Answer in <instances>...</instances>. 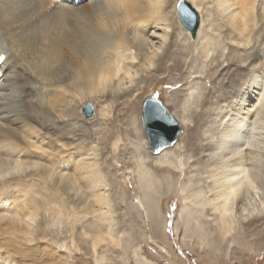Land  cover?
<instances>
[{
    "label": "bare ground",
    "instance_id": "obj_1",
    "mask_svg": "<svg viewBox=\"0 0 264 264\" xmlns=\"http://www.w3.org/2000/svg\"><path fill=\"white\" fill-rule=\"evenodd\" d=\"M86 1L88 5L112 7L117 18L100 22L97 27L82 21L77 11L84 0H0V264H70L67 253L63 256L53 247L50 217L54 215L52 203L59 186L73 187L77 181L82 182L78 185L82 192L93 189L96 206L82 215L89 219L87 226L92 233L87 236L79 232L78 239L93 254L105 241L118 244L107 216L108 180L94 152L96 146L68 122L74 112L72 104L103 97L127 103L139 98L143 79L138 76L144 72L164 75L169 69L181 71L187 63L184 57L190 53V60L199 55L210 58L212 64L217 59L214 68H218L224 61L229 62L225 49L227 54L235 52L238 68L233 72L241 70L244 78L234 92H223V96L232 95V104L214 108L212 115L208 113L212 117L208 121L205 113L197 114L200 124L193 125L187 123L185 108L178 122L188 130L197 131L199 126L204 135L200 137L198 132L204 141L207 177L205 169L202 173L208 180L211 198L201 199L200 205H209L214 215L211 222L222 239L230 235L232 242L238 236L242 244L249 235L243 221L264 210V195L260 196L255 184V167L264 148L260 140L264 138V0H185L198 15L195 35L188 29L191 22L180 18L181 0ZM175 9L177 19L170 14ZM150 38L157 39V45H150ZM219 42L224 47L217 53L214 45ZM220 57L224 59L220 61ZM231 72L229 68L222 72L223 82L225 78L230 82ZM190 74L197 77L196 71ZM153 92L142 101L140 112L149 148L152 137L148 139L147 129L160 127L163 118ZM192 95L190 90L187 98ZM101 112L99 115L104 117L106 112ZM172 117L175 123L169 120L161 135L175 139L157 151L151 149L154 154L163 150L151 157L156 174L152 172L151 177V169L147 171L142 162L136 170L147 213L152 215L158 211L156 200L150 199L152 185L163 181L169 187L174 174L179 176L189 167L190 159L178 156V149L185 148L183 143H176L179 123ZM159 139L161 136L154 134L151 143L158 144ZM184 139L191 143L189 134ZM118 141L112 142L115 149ZM172 145V150H164ZM184 187H180L181 193ZM244 200L257 203H242L238 208ZM136 202L143 204L139 198ZM185 216L190 220L188 209ZM152 223L157 226L153 217ZM69 241L76 245L72 239ZM62 246L67 247L64 241ZM133 254H137V248ZM137 264L150 263L142 258Z\"/></svg>",
    "mask_w": 264,
    "mask_h": 264
},
{
    "label": "rangeland",
    "instance_id": "obj_2",
    "mask_svg": "<svg viewBox=\"0 0 264 264\" xmlns=\"http://www.w3.org/2000/svg\"><path fill=\"white\" fill-rule=\"evenodd\" d=\"M86 3V0L83 5L80 3V11L77 12L80 13L82 21L90 22L94 27H97L100 22L106 23L117 18L114 14L116 11L111 10L112 7L107 8L104 4L102 6L106 8H103L101 5L93 6ZM172 12L170 14L177 19L176 9ZM112 16L114 17L111 18ZM177 24L181 27L178 22ZM149 41L150 45L158 43L155 38H150ZM214 46V52L223 51L224 44L221 42ZM223 52L230 56L229 62L224 61L222 65L219 64L218 68H214L217 59H214L211 64L210 58L204 59L198 55L197 58L193 57L195 58L193 63V60H190L192 54L190 53L188 57H184L187 63L183 65L181 71L169 69L164 75L156 71L144 72L138 76L143 79L140 83L142 90H140L139 98L127 103L123 99L114 101L112 98L103 97L94 102L86 100L82 104H75V102L72 104L74 112L68 118V122H71L75 129H81V134L86 137V141L96 146L94 152L100 158L103 174L108 180L105 187L107 196L105 200L110 207L107 216H110L115 235L113 236L116 240L119 239V243L113 244L105 241L97 247L95 254L87 250L83 240H79L77 235L79 232L87 236L92 233L90 227L87 226L89 219H83L82 215L96 209L92 199L94 191L89 189L82 192L78 189V185L82 183L80 181L75 182L73 187L69 184V187L59 186L54 203H52L55 209L54 215L50 217L52 229H49V233L54 241L51 240L53 247L59 249L58 253L63 256L67 253L70 264H137L142 258L147 259L150 264H264V210L261 215L249 216L243 221V226L249 235L247 240L242 241V244L238 236V240L234 239L233 243L230 242V235L224 239L221 238L217 228L215 229L211 222L214 215L209 205L202 207L199 203L205 197L211 198L208 180L204 178V176L207 177L208 170L204 159L206 158L205 152L202 149L204 141L200 138L204 135L202 131H199V126L197 131L191 127V130H188L186 125L180 124L181 121L178 122L185 108L188 114L187 123L193 125L199 123L197 114L205 113L204 119L208 121L212 118L209 115L214 113V108L219 105L232 104V95L226 93L223 96V92L228 90L234 92V89L242 86L244 78L241 70L233 72L235 68H238V63L234 59L235 52L230 51L231 54H227V49ZM223 59L224 57L219 58L220 61ZM228 68L232 69L229 78L231 83L226 82V78L223 82L222 72H226ZM192 71H196L197 77L190 74ZM153 90L152 95H155L166 106L179 123L180 137L176 143H183L185 151L178 149L181 152L178 156L182 155L190 160L189 167L184 170V173H179V176L174 174L170 188L163 181L161 185H158V182L152 185L150 199L156 200L155 206L158 208V211L152 215L147 213L143 201L144 195L138 187L136 170L142 162L147 171L151 169L149 173L153 177L152 172L155 173L153 171L155 167L152 169L154 164L151 157L163 151L156 154L151 152L148 144L146 145L141 126V104ZM190 90L193 95L188 99ZM217 96L219 98L216 99ZM133 101L136 104L134 106ZM88 104L92 112L83 113V106ZM129 104H132L131 108L127 107ZM101 111L106 112L104 117L99 115ZM90 117L92 118L89 119ZM198 132H200V137ZM262 132V137H264V130ZM188 134L191 143L186 139L184 143L182 138ZM115 139H119L116 149L112 147ZM260 140L264 144V138ZM174 145L164 150H172ZM259 161L255 167V184L262 197L264 195V148L261 150ZM181 186H185L182 193L180 192ZM194 193L198 194L194 195ZM136 198L140 199L144 207L142 203L138 205ZM242 203H246V206H254L257 202L244 200L238 204V208H241ZM187 209L191 213L190 220L185 216ZM152 217L156 219L157 226L153 225ZM70 239L75 242V246L71 244ZM83 239L87 237L84 236ZM63 241L67 247L62 246ZM236 242L240 244L237 245ZM135 248H137L136 255L133 254Z\"/></svg>",
    "mask_w": 264,
    "mask_h": 264
},
{
    "label": "water",
    "instance_id": "obj_3",
    "mask_svg": "<svg viewBox=\"0 0 264 264\" xmlns=\"http://www.w3.org/2000/svg\"><path fill=\"white\" fill-rule=\"evenodd\" d=\"M180 4L182 5V8L184 7V9L181 8L179 10L180 18H181V20H184V21H188L189 20L191 22V25H189V28L188 29L191 28L192 29L191 31H193L192 34L195 35V29H196V27L194 25H195V22H197V20H198L197 19L198 18V15H197L194 7L190 3H188L187 1L181 0L180 1ZM149 102H150V100H149ZM155 103H156V105L158 107H160V110H161V115L160 116L163 117V118H165V120L163 118L161 119L162 120V124L160 125V127L155 128L153 130H151L150 127H149V130L147 129L148 139L150 140V138L152 137V140L150 141V146H151L150 149L157 151V150L161 149L160 147L165 146V144L170 143V142L172 143L173 141H171V140L173 138L175 139V137H172L171 139H166V138H163L164 135L163 136L161 135V133L163 134V131L162 130L164 129V125L169 120L171 122L173 121V123H175V122H174V119H173L172 115L169 112H167L165 110V108H163L161 106V104H160L159 101H155ZM82 111H83V113H91L92 110H91L90 104H88L86 106H83ZM145 113H146V111H145ZM146 116H147V114H145V117ZM145 117H143V118L145 119ZM149 120H150V116H149ZM154 134L157 137L158 136H161V138H162L161 140L159 139L160 141L157 142L158 144L151 143V142H153V135Z\"/></svg>",
    "mask_w": 264,
    "mask_h": 264
}]
</instances>
